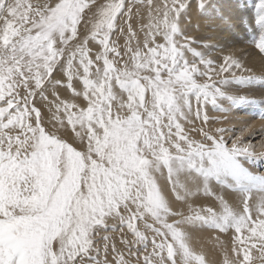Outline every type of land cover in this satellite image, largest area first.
Instances as JSON below:
<instances>
[{
	"label": "snow or ice",
	"instance_id": "1",
	"mask_svg": "<svg viewBox=\"0 0 264 264\" xmlns=\"http://www.w3.org/2000/svg\"><path fill=\"white\" fill-rule=\"evenodd\" d=\"M193 2L0 0V264H209L204 229L232 233L223 264H264V150L208 114L264 119V97L237 94L264 74L186 34ZM253 8L238 22L264 55Z\"/></svg>",
	"mask_w": 264,
	"mask_h": 264
},
{
	"label": "bare ground",
	"instance_id": "2",
	"mask_svg": "<svg viewBox=\"0 0 264 264\" xmlns=\"http://www.w3.org/2000/svg\"><path fill=\"white\" fill-rule=\"evenodd\" d=\"M243 1L245 0H211V3L216 5L224 16L233 18V20L236 22L234 27H230L215 12H213V14L208 17L197 15L193 10L194 5L188 16L184 19L183 25L186 29V34L189 35V32L196 33L198 41L202 43V45H200L201 47L204 44L219 45V47H209L207 49L211 57L218 62H222L223 55L231 53L240 58L248 68L252 69L253 74H264V60L258 55V51L256 49L253 50L246 45L244 46L237 43L238 37L242 39V41L245 39L243 37L244 29L239 24H237L239 17L244 15V11L242 10ZM59 91L62 97L68 98L70 96V92L64 88H60ZM242 92L245 94H250L254 97H264V89H243ZM40 103L46 104V102L43 101H40ZM209 110H211V107ZM45 113L47 115L46 109ZM215 113L212 112V114ZM225 115L228 116L227 120L222 122L210 121L209 126L212 128L226 127L235 129L234 132L228 133L229 136L238 135L239 131L244 127H248V131L245 132L244 136H249L250 133H253L254 129H259L260 137L257 140L251 139L245 142L251 141V143L255 145L257 151L264 150V119L260 120L251 118L248 116V114L246 115L245 113H238L234 111H231L227 114L224 113L222 117ZM202 200L203 198L197 200L196 203H213V201L210 199H206L205 201ZM176 207L179 208L181 205L177 203ZM231 235V232H217L215 236L209 237V234L205 233L204 230H197L193 232L192 242L198 250L205 252L209 264H223V254L220 249V243L216 240V237L219 236L220 241L230 247Z\"/></svg>",
	"mask_w": 264,
	"mask_h": 264
},
{
	"label": "rangeland",
	"instance_id": "3",
	"mask_svg": "<svg viewBox=\"0 0 264 264\" xmlns=\"http://www.w3.org/2000/svg\"><path fill=\"white\" fill-rule=\"evenodd\" d=\"M258 2V0H245L243 1V6H242V10L244 11V15H251V13L253 12L254 8L253 6ZM193 5H194V12L197 14V15H200V16H205V17H208L207 15H203L201 14L195 7V1L193 2ZM249 5V6H248ZM139 6V5H138ZM248 7V9H247ZM249 10V11H248ZM238 21V20H237ZM133 25L136 26L138 21L134 18L133 21H132ZM237 24H239L243 29H244V40L242 41V39H240L239 37L237 38V43L238 44H241V45H246L248 46L249 48L251 49H255L253 43H252V37L254 35H256V32L254 30H249L247 28H245L242 24H240L239 22H237ZM188 29H191V28H188ZM251 31V32H250ZM82 32H83V29H82ZM247 34V35H246ZM189 35L190 36H193L195 37L197 40V35L195 32H189ZM142 38V37H141ZM124 43V38L121 37L120 38V44L123 45ZM202 45V43L200 44ZM258 55L264 60V55H261L259 52H258ZM243 89H240L237 91V94H245L244 92H242ZM242 92V93H241ZM41 104L40 101L38 100V105ZM227 106V105H225ZM210 109V107H209ZM208 109V114L210 117L214 118V117H222V115H224V113H221V112H217L215 110H213L211 108V110ZM240 109V110H239ZM236 110V111H235ZM232 111L234 112H238V113H245L246 115L248 114V116H250L251 118H256V119H260L262 120L259 115L257 114L259 112V107L258 106H255V105H244L238 109H233ZM240 111V112H239ZM215 113V114H212ZM212 114V115H211ZM217 114V115H216ZM227 114V113H225ZM214 122H217L215 120H212ZM224 120H220L218 122H222ZM199 124V122H197ZM259 129H254L253 130V133H250L249 136H244V140L247 141V140H251V139H255L257 140L260 136H259ZM256 136V137H255ZM254 170L255 171H262L264 170V162H258V164L256 166H254ZM226 196L227 198L230 200V202H232L234 205H238L239 204V201L238 199L236 198L235 194L233 193H226ZM206 199L203 198L202 201H205ZM214 203V202H213ZM205 233L209 234V237H212V236H215L216 235V231H213V230H207V229H204ZM114 235H116L117 237L119 236V233H115Z\"/></svg>",
	"mask_w": 264,
	"mask_h": 264
}]
</instances>
